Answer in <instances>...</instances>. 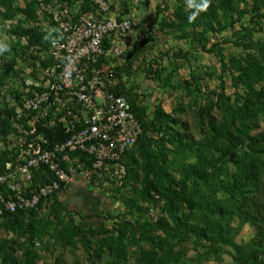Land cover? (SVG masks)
Listing matches in <instances>:
<instances>
[{
    "label": "rangeland",
    "instance_id": "obj_1",
    "mask_svg": "<svg viewBox=\"0 0 264 264\" xmlns=\"http://www.w3.org/2000/svg\"><path fill=\"white\" fill-rule=\"evenodd\" d=\"M61 1L76 13L96 6ZM104 1L133 21L106 62L157 117L149 152L131 150L122 186L98 187L83 177L84 155H70L73 181L36 216L0 219V264H264V154L247 148L264 139V0ZM19 25L40 28L43 43L19 35ZM53 39L36 0H0V164L12 162L24 135L12 100L26 93L28 68L43 83ZM229 137L243 153L238 163ZM191 196L196 209L182 198Z\"/></svg>",
    "mask_w": 264,
    "mask_h": 264
},
{
    "label": "built area",
    "instance_id": "obj_2",
    "mask_svg": "<svg viewBox=\"0 0 264 264\" xmlns=\"http://www.w3.org/2000/svg\"><path fill=\"white\" fill-rule=\"evenodd\" d=\"M40 11L52 25L54 39L43 83L27 69L26 93L16 104L19 138L14 161L0 172V219L19 210L36 208L73 181L66 168L72 154L87 159L86 181L96 187L113 182L122 186L127 177L124 156L144 136L131 101L118 92L114 69L107 65L110 51L119 46L133 28L130 17L119 16L104 0L84 13H76L61 0H38ZM29 118L23 130L21 121ZM46 127V137L38 126ZM67 135L48 145V130ZM46 143V147L44 144ZM46 183L34 185L36 173ZM106 180V181H105Z\"/></svg>",
    "mask_w": 264,
    "mask_h": 264
},
{
    "label": "trees",
    "instance_id": "obj_3",
    "mask_svg": "<svg viewBox=\"0 0 264 264\" xmlns=\"http://www.w3.org/2000/svg\"><path fill=\"white\" fill-rule=\"evenodd\" d=\"M38 5L39 2L38 0H36ZM19 35H30L33 37V39L35 40V42L38 43H43V33L41 31L40 28H22L21 25L18 26V30H17ZM120 71V70H119ZM120 74V73H118ZM25 77L27 75H24ZM25 77L23 78V81L25 82ZM118 92L124 93L127 98L131 101L132 104V110L135 113L136 117L139 119V121L141 122L143 129H144V136L140 139V141L136 144L131 146L125 156L124 159H126V157L130 154L131 150L136 147L137 145L142 146L146 151H148L147 149V145L148 142L151 140L150 137L148 136V132L150 131H155L157 129L158 126V122H157V117L154 118H149L147 113H146V109L143 107H140L139 105L136 104V102L132 99H130V97L128 96V94L126 92L123 91V89L121 87L118 86ZM156 118V119H155ZM38 129L40 132H43L45 134L46 137V127L43 126H38ZM48 138H49V142L48 145L56 143L58 141H63L66 139L67 135L59 132V134H56L52 129L48 130V134H47ZM264 136V135H263ZM228 141L230 143V155L232 160L235 163H238L241 161V159L243 158V153L239 151L238 146H237V142L229 137ZM44 146L46 147V143L44 144ZM247 148L249 151L253 152V153H262L264 154V139H254L252 140L248 145ZM149 152V151H148ZM18 150L16 151V155L15 158L17 156ZM15 158H13L12 161L15 160ZM126 162V161H125ZM6 164L5 163H1L0 164V172L4 171ZM194 172L197 174L198 177L200 178H204L207 176L208 169L204 166V165H195L194 166ZM47 181H49L46 178V174L42 172V174L40 172L36 173V176L34 178V185H37L38 182L41 183H46ZM56 195V194H55ZM183 200H185V202L190 206L191 209H196L199 206V202L195 199L194 196L191 197H182ZM43 200L40 201V203L38 204L37 208H33L31 210H19L16 213H13L11 215H9L8 217H14L16 220L21 219L25 216V214H30L31 217H34L37 215V209L41 208L42 204H43ZM6 217V218H8ZM33 220V218H32ZM33 222V221H32ZM179 226L182 227H187L190 230H193L195 232H197L199 235L205 237V238H210V236L208 235V231L207 228L202 227L201 229H193V227H191L188 223L184 222V221H180ZM16 264H23L22 261L20 260H16ZM239 264H246L245 261L242 259V261H239Z\"/></svg>",
    "mask_w": 264,
    "mask_h": 264
}]
</instances>
